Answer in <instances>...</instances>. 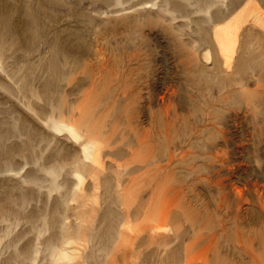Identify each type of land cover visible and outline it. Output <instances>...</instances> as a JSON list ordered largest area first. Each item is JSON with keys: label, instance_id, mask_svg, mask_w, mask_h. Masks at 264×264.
Masks as SVG:
<instances>
[{"label": "rangeland", "instance_id": "obj_1", "mask_svg": "<svg viewBox=\"0 0 264 264\" xmlns=\"http://www.w3.org/2000/svg\"><path fill=\"white\" fill-rule=\"evenodd\" d=\"M0 264H264V0H0Z\"/></svg>", "mask_w": 264, "mask_h": 264}, {"label": "bare ground", "instance_id": "obj_2", "mask_svg": "<svg viewBox=\"0 0 264 264\" xmlns=\"http://www.w3.org/2000/svg\"><path fill=\"white\" fill-rule=\"evenodd\" d=\"M216 35L223 53L227 54V58L229 59V61H227V65L231 66L230 60L237 45L238 31H236L233 27H221L216 29Z\"/></svg>", "mask_w": 264, "mask_h": 264}]
</instances>
